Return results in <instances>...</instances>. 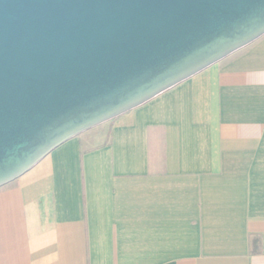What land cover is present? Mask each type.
<instances>
[{"label": "crops", "instance_id": "crops-1", "mask_svg": "<svg viewBox=\"0 0 264 264\" xmlns=\"http://www.w3.org/2000/svg\"><path fill=\"white\" fill-rule=\"evenodd\" d=\"M0 264H264V34L0 186Z\"/></svg>", "mask_w": 264, "mask_h": 264}, {"label": "water", "instance_id": "water-1", "mask_svg": "<svg viewBox=\"0 0 264 264\" xmlns=\"http://www.w3.org/2000/svg\"><path fill=\"white\" fill-rule=\"evenodd\" d=\"M264 34V0H0V186Z\"/></svg>", "mask_w": 264, "mask_h": 264}]
</instances>
